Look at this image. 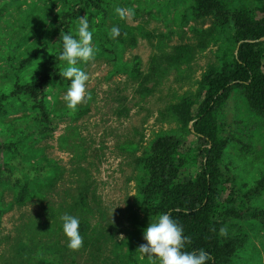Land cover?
I'll return each mask as SVG.
<instances>
[{"label": "rangeland", "instance_id": "rangeland-1", "mask_svg": "<svg viewBox=\"0 0 264 264\" xmlns=\"http://www.w3.org/2000/svg\"><path fill=\"white\" fill-rule=\"evenodd\" d=\"M222 1L232 10L264 8V0ZM117 6L135 15L121 20ZM193 7L192 0H0V96L13 89L16 73L27 79L40 74L60 49L67 14L74 15L75 38L78 18L87 15L95 49L93 61L76 65L90 76L86 104L68 109L62 97L70 85L55 83L46 90L50 123L23 110L0 119V143L18 144L0 151V264H151L136 252L156 219L139 194L140 160L159 137L196 140L171 108L196 95L208 68L220 69L234 51L233 23L199 18ZM113 25L121 30L116 39L109 36ZM202 38L207 48L190 65L142 84L153 56ZM220 116L228 139L221 175L245 199V212H264V119L240 91ZM64 214L80 220L79 251L67 247ZM238 226L233 231H242L246 241L234 264H264V224L243 220Z\"/></svg>", "mask_w": 264, "mask_h": 264}, {"label": "trees", "instance_id": "trees-1", "mask_svg": "<svg viewBox=\"0 0 264 264\" xmlns=\"http://www.w3.org/2000/svg\"><path fill=\"white\" fill-rule=\"evenodd\" d=\"M192 1L197 17L214 19L219 25L233 23L234 51L226 53L220 69L214 65L208 68L196 95L183 98L171 108L196 140L188 144L187 137L178 135L156 139L140 160L143 178L139 194L148 215L157 218L161 213H170L179 221L184 235L191 238L185 251L204 249L213 258L208 264H234L246 235L233 229H241L238 222L243 220L264 224V212H245V199L221 175L219 164L228 139L220 115L233 94L240 91L250 108L264 119V8L258 12L232 10L222 0ZM66 18L70 20L65 33L74 36V15L67 14ZM206 48L205 38L196 45L176 46L171 53L153 56L149 73L138 77H143V85L149 84L163 78L169 68L190 65ZM62 50L61 42L60 49L42 65L36 77L27 79L16 73L13 89L0 96V119L23 110L50 123L46 90L55 83H71L59 74L66 64L57 59ZM17 147L12 139L6 145L0 143L1 152H12ZM221 226H227V237L219 235Z\"/></svg>", "mask_w": 264, "mask_h": 264}, {"label": "clouds", "instance_id": "clouds-1", "mask_svg": "<svg viewBox=\"0 0 264 264\" xmlns=\"http://www.w3.org/2000/svg\"><path fill=\"white\" fill-rule=\"evenodd\" d=\"M115 12L121 20H130L135 15V10L117 6ZM78 38L68 33H60L63 50L57 57L60 61H66L67 67L60 71V76L71 81L66 94L62 97L68 109L75 111L80 104H86L92 99L87 92L89 74L77 67L78 62H90L95 59V49L93 46V33L89 31L87 15L78 18ZM121 35L118 26L113 25L109 36L116 39ZM127 36V33H124ZM51 54V53H49ZM114 210V209H113ZM113 213V211H112ZM63 222V233L68 239L67 247L72 251H79L84 244V238L80 234V220L70 214L60 217ZM215 231V229H213ZM221 237H227V226L219 229ZM120 239H124L121 235ZM146 244H141L136 252L139 258L145 257L151 264H208L212 256L204 249L198 251H185V245L191 244V238L184 235L183 226L179 221L172 218L170 213H161L155 220H151L149 226L143 233Z\"/></svg>", "mask_w": 264, "mask_h": 264}]
</instances>
